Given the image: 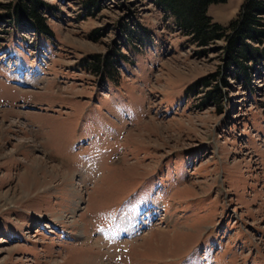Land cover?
<instances>
[{
  "label": "rangeland",
  "instance_id": "374dc122",
  "mask_svg": "<svg viewBox=\"0 0 264 264\" xmlns=\"http://www.w3.org/2000/svg\"><path fill=\"white\" fill-rule=\"evenodd\" d=\"M43 1L47 37L0 0V264H264V68L216 104L221 40L152 0Z\"/></svg>",
  "mask_w": 264,
  "mask_h": 264
},
{
  "label": "trees",
  "instance_id": "16d2710c",
  "mask_svg": "<svg viewBox=\"0 0 264 264\" xmlns=\"http://www.w3.org/2000/svg\"><path fill=\"white\" fill-rule=\"evenodd\" d=\"M224 1L152 0L153 6L160 8L174 19L177 32L188 36L189 41L196 47L201 48L207 43L219 40L223 42L220 47L223 52L222 65L216 73L199 81V87H208L205 92L206 97L211 98L210 100L216 104L221 95L218 84L226 85L225 80L233 71L235 72L233 76L241 85L249 86L252 71L259 66L264 68V0H240L235 17L230 19L226 26H222L211 21L206 9L213 3ZM82 4L87 12L88 10L94 12L99 6L98 0H84ZM6 6L10 8L13 22L16 26L19 25L17 26L19 29L24 27L33 31L37 30L44 35L50 33L45 24L44 12L52 8V4L43 0H8ZM131 32L132 30L125 28V35H130ZM92 33L95 35L97 32L94 30ZM118 54L115 52L113 56ZM92 57L99 58L98 54ZM107 57V54L103 56L102 64H106ZM97 62V60L90 62L94 72L99 68ZM107 63L105 71L110 74L113 71L112 63L111 61ZM262 112L264 114V111Z\"/></svg>",
  "mask_w": 264,
  "mask_h": 264
},
{
  "label": "bare ground",
  "instance_id": "6f19581e",
  "mask_svg": "<svg viewBox=\"0 0 264 264\" xmlns=\"http://www.w3.org/2000/svg\"><path fill=\"white\" fill-rule=\"evenodd\" d=\"M40 160H41V158L35 157V162L34 163H36L35 164L36 166H39L40 165Z\"/></svg>",
  "mask_w": 264,
  "mask_h": 264
}]
</instances>
